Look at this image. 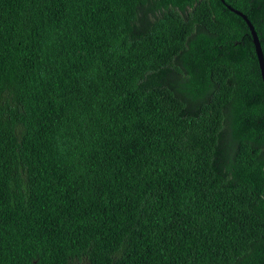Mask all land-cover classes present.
<instances>
[{
    "label": "trees",
    "instance_id": "16d2710c",
    "mask_svg": "<svg viewBox=\"0 0 264 264\" xmlns=\"http://www.w3.org/2000/svg\"><path fill=\"white\" fill-rule=\"evenodd\" d=\"M0 0V264H264V0Z\"/></svg>",
    "mask_w": 264,
    "mask_h": 264
},
{
    "label": "water",
    "instance_id": "95a60500",
    "mask_svg": "<svg viewBox=\"0 0 264 264\" xmlns=\"http://www.w3.org/2000/svg\"><path fill=\"white\" fill-rule=\"evenodd\" d=\"M223 3H225L224 0H221ZM226 7L228 9H230L233 13L237 14L238 16L242 17L246 24L248 25L250 31H251V35H252V38H253V44L255 46V49H256V54H257V57H258V62H259V67H260V71H261V76H262V81H263V84H264V52H263V48H262V45H261V42L259 40V36L255 30V27L252 25V23L250 22V20L248 19V17L234 9L233 7H231L230 5H227L226 4Z\"/></svg>",
    "mask_w": 264,
    "mask_h": 264
},
{
    "label": "clouds",
    "instance_id": "9594fccd",
    "mask_svg": "<svg viewBox=\"0 0 264 264\" xmlns=\"http://www.w3.org/2000/svg\"><path fill=\"white\" fill-rule=\"evenodd\" d=\"M34 264H36V263H34Z\"/></svg>",
    "mask_w": 264,
    "mask_h": 264
}]
</instances>
